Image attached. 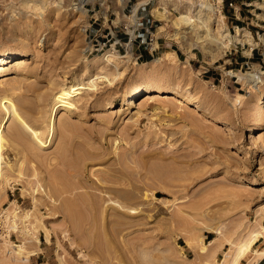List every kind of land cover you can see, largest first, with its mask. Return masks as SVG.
Returning a JSON list of instances; mask_svg holds the SVG:
<instances>
[{
  "label": "rangeland",
  "instance_id": "rangeland-1",
  "mask_svg": "<svg viewBox=\"0 0 264 264\" xmlns=\"http://www.w3.org/2000/svg\"><path fill=\"white\" fill-rule=\"evenodd\" d=\"M226 1L0 0V53L21 55L18 64L4 62L0 96L14 100L41 136L56 91L102 73L111 79L121 71L111 82L96 78L95 89H80L71 112L60 108L45 147L16 119L7 122L0 264H214L221 258L229 264L238 244L264 231V125L255 137L248 136L264 98V64L256 69L235 62L253 43L248 30L257 27L241 23L244 36L233 40L236 27ZM138 4L160 18L166 46L147 60L153 62L114 53L112 65L100 57L103 53L85 55L94 12L118 19ZM255 4L239 6L262 8L257 9L261 22L264 0ZM260 39L264 42V36ZM144 81L153 88L130 105L129 88ZM156 87L185 91L197 106L168 92L154 98ZM167 150L175 170L169 182L143 171L157 170L155 153ZM104 186L117 190L102 191ZM13 209L19 215L28 212L27 218L16 219L27 233L10 230ZM213 238L215 244L208 245ZM194 240L206 250L195 254ZM257 243L253 248L264 250V239ZM14 244L22 245L21 254ZM259 255L249 253L241 262L264 264Z\"/></svg>",
  "mask_w": 264,
  "mask_h": 264
},
{
  "label": "bare ground",
  "instance_id": "bare-ground-1",
  "mask_svg": "<svg viewBox=\"0 0 264 264\" xmlns=\"http://www.w3.org/2000/svg\"><path fill=\"white\" fill-rule=\"evenodd\" d=\"M242 36H244V34L242 33V29L241 28H238L236 27V33L234 36H232L233 40L236 39V40H241L242 39ZM108 52V53H107ZM112 54L114 53H111L109 51H106L104 52L102 55H100V57L102 58H105L106 61H108L109 63H111L112 65H114V59L112 58ZM21 56V55H20ZM19 54L18 53H15L14 52H11V53H8V52H1L0 53V72L3 71L4 69H2L3 67V64L4 62H7V60L9 61H14V64L15 63H19ZM23 56V55H22ZM151 62L153 61H146L145 63L143 64H150ZM110 64V65H111ZM117 67V66H116ZM116 70H118V68H116ZM121 73V71H117V74L114 75L111 79L113 80L115 77H117V75L119 76V74ZM261 72L258 71L256 73V75L260 74ZM2 74V73H1ZM145 73L142 72V74H140L142 77H144ZM141 77V78H142ZM96 78H99L100 80L102 81H107V82H111V79L108 78L106 76L105 73H102L100 75H97L96 77H92L90 78L87 82L88 83H79V84H70L68 87L66 88H60V90L56 91L53 96H52V101H51V104H50V108L47 112V115H46V135H43L41 136L40 134V131L33 127L32 125H30L17 111V108L14 104V100L12 101V99L9 97V96H6V95H3V96H0V177L2 175V171H3V165L4 164L3 162V159H2V149L4 147V137H3V131L5 130L4 127L6 126L7 122L10 120V118H14L18 121V123L21 125V127L26 130L28 136H30V138H32V140H34L38 145L42 146V147H45L47 145L50 144L51 140H52V137H53V133H54V123L56 121V114H57V111L60 109V108H65L67 109L69 112H71L70 110L71 109H74L76 107V101L74 100V96L78 95L81 93L80 89H95L96 88V82H95V79ZM145 78V77H144ZM253 81H256L255 78H253ZM16 82V81H15ZM17 84V83H16ZM153 84V83H152ZM11 85V84H10ZM14 85V84H13ZM16 86V85H15ZM12 87V86H11ZM152 85L149 84V81H144L143 83L139 84V85H134L132 87L129 88L128 90V93H127V96H128V103L131 105L132 104V101L133 99L135 98V96L137 95H140L141 93H145V92H150V89H152ZM174 88V87H172ZM184 91V90H183ZM171 93V94H174L177 98H181L182 100H185L186 103H193L195 104V106H197V100L194 99V97L192 95H186L185 91L182 92V90L180 91H176L174 89H166V88H162V87H156L153 91V97L154 98H160L161 95L163 96L164 93ZM152 96V95H151ZM78 101V100H77ZM108 107L112 106L111 103L109 105H107ZM156 110H159V107H155ZM163 109V108H162ZM172 110V109H170ZM157 113V112H156ZM184 116V115H183ZM258 121L255 125L251 126L248 128V136L249 137H255L256 134H257V130L258 128H260L261 126L264 125V98L260 99L258 101ZM64 119V118H63ZM66 120V119H65ZM68 120V119H67ZM63 121V120H62ZM67 121H65L66 123ZM17 127V125H16ZM18 129V127H17ZM13 131V130H12ZM20 132V131H19ZM13 133V132H12ZM15 133V132H14ZM22 133V132H21ZM20 133V134H21ZM157 136V135H156ZM11 138V137H10ZM30 141V140H29ZM135 143V142H134ZM31 145V144H30ZM33 145V144H32ZM61 149V148H60ZM159 150V149H157ZM170 150V149H168ZM167 150V152L165 151H158L155 153V157L158 159L157 162L158 163V167H157V170H143V171H148L151 173V175L156 178V179H159V180H164L166 182H169L171 179H172V173L175 172V170L173 169V167L171 166V163H170V160H169V157H167L166 153H169ZM95 152V151H94ZM131 152V151H130ZM29 153V152H27ZM148 153V152H147ZM95 154V153H94ZM48 155V154H46ZM65 155V154H64ZM98 155V154H97ZM171 155V154H170ZM169 155V156H170ZM91 156V155H90ZM103 156V155H102ZM129 156V155H128ZM131 156V155H130ZM176 156V155H175ZM174 156V157H175ZM51 157V156H49ZM56 158H58V155L57 153L55 154ZM123 157V156H122ZM154 157V158H155ZM125 158V157H124ZM130 158V157H129ZM155 158V159H156ZM48 159V158H47ZM50 159L53 160V158H49V162H50ZM68 159V158H67ZM128 159V158H127ZM126 159V160H127ZM170 159H171V156H170ZM182 159V158H181ZM55 160V159H54ZM130 160V159H129ZM174 159H172L171 161H173ZM3 161V162H2ZM48 161V160H47ZM139 161V160H138ZM163 161L166 162V164L163 163ZM67 162V160L65 161ZM129 162V161H128ZM136 162V161H135ZM51 163V162H50ZM59 163V162H58ZM104 163V162H103ZM110 163V162H109ZM123 163V162H122ZM7 164V163H6ZM60 164V163H59ZM58 164V166H59ZM67 164V163H66ZM90 164V163H89ZM132 165V164H131ZM10 168L12 167L11 165H9ZM56 166V165H55ZM54 166V167H55ZM106 166V165H105ZM156 166V165H155ZM154 166V167H155ZM67 167V165H66ZM163 167L165 169H163ZM68 168V167H67ZM141 168V167H140ZM95 169V168H94ZM155 169V168H154ZM52 170V169H50ZM54 170H64V169H61V168H54ZM65 170H70V168L68 169H65ZM102 170V169H101ZM132 170V169H130ZM92 172V171H91ZM135 172V171H134ZM136 172H139V170ZM135 172V173H136ZM145 172V173H146ZM211 170H209V174H211ZM103 173V172H102ZM141 173V172H139ZM121 174V173H120ZM144 174V173H143ZM137 175V173H136ZM102 178V177H101ZM112 179V178H111ZM119 179V178H118ZM101 180V179H100ZM104 181V180H102ZM93 182V181H92ZM98 184V183H97ZM38 187V186H37ZM102 188V187H101ZM38 191L41 190V191H45L44 188H37ZM116 191L117 189L113 188V187H110V186H104V188L102 189V191ZM170 190V189H169ZM100 191V193L102 192ZM164 191V190H163ZM34 192V191H33ZM36 192V191H35ZM91 192V191H90ZM128 193V192H127ZM168 193V192H167ZM48 194V192H47ZM46 194V195H47ZM103 195H107V193L103 192ZM126 195H129V194H126ZM83 196V195H82ZM94 197V196H93ZM108 197V196H107ZM36 198V197H35ZM84 198V197H83ZM98 198V197H97ZM82 199V198H81ZM85 199V198H84ZM87 199V198H86ZM158 200L161 199V198H157ZM34 200V199H33ZM71 200V199H70ZM95 200V199H93ZM98 200V199H97ZM104 200V199H103ZM109 200L108 202H111L113 203L116 207L122 209L124 208V205L122 203H120L119 201H116V200H112V199H107ZM160 201V200H159ZM34 202V201H33ZM56 202V201H55ZM81 202V201H80ZM92 202V203H91ZM90 202V205H92V207L97 204L96 201H91ZM104 202V201H103ZM83 204V203H82ZM100 204V203H99ZM35 205V204H34ZM37 205V204H36ZM84 206V205H83ZM94 206V207H95ZM77 207V206H76ZM88 207V206H87ZM35 208V207H34ZM102 208V207H101ZM116 208V209H118ZM36 209V208H35ZM91 210V209H90ZM117 211V217L120 215V213H118L119 211ZM11 213V212H10ZM52 213V212H51ZM88 213V212H87ZM101 213V212H100ZM67 214V213H66ZM65 214V215H66ZM71 214V213H70ZM75 214V213H74ZM78 215V214H77ZM11 216L12 218L10 219V223H9V227L11 226V229L8 228V230H6V233L10 230L12 231H23V229H25V233H27L28 231L26 230V227L23 228V226L20 228L18 227L19 225L17 224V221L16 219L18 218H27L28 217V212H24L22 215H19L18 214V211H16L15 209L12 210V213H11ZM121 216V215H120ZM120 216L118 217V219L120 218ZM7 217V216H6ZM69 217V216H68ZM79 218V217H78ZM116 218V217H115ZM8 220V219H7ZM117 220V218H116ZM115 220V221H116ZM120 220V219H119ZM16 221V222H15ZM114 221V222H115ZM119 223V221H118ZM5 224V223H4ZM3 227V226H2ZM43 227V226H42ZM115 227V226H113ZM22 229V230H19ZM117 228V227H116ZM261 228L264 229V225H261ZM29 229V228H28ZM42 229V228H41ZM208 229L213 232L215 235L217 234V230L214 229L213 227H208ZM116 230V229H114ZM27 231V232H26ZM36 231V230H35ZM110 231V230H109ZM0 232L3 233V230L0 229ZM44 232H45V236H46V239L48 240V237H49V229H47V227L45 228L44 227ZM33 233V232H32ZM110 233V232H109ZM32 236V235H31ZM33 237V236H32ZM3 238V237H2ZM264 239V231L261 230V231H256L248 240H246L245 242L243 243H240L236 246L235 248V251L234 253L232 254V257H231V260H230V263L229 264H243L241 261L242 259L246 258L248 256L249 253H253V256L256 252H258L261 257L264 256V250H260V251H257L255 248H253L254 244H256L257 242H260L261 239ZM195 241V240H194ZM216 242V238H213V239H208L207 241V244L208 245H211L212 244H215ZM10 244V243H9ZM199 241L196 240L195 243H193V245L191 246L193 248V250H195V254L196 252H199V251H205L206 248L203 246V245H199ZM258 244V243H257ZM13 249L16 251V253L19 255L22 253V250H23V247L22 245H12ZM256 247V245H255ZM211 249V247H209ZM209 249V251H210ZM259 255V256H260ZM256 257V256H255ZM248 259V258H247ZM250 260V259H249ZM252 261V260H251ZM64 263V262H63ZM223 263V259L221 258L219 261H216L214 264H222ZM248 264V262L246 263Z\"/></svg>",
  "mask_w": 264,
  "mask_h": 264
},
{
  "label": "crops",
  "instance_id": "crops-1",
  "mask_svg": "<svg viewBox=\"0 0 264 264\" xmlns=\"http://www.w3.org/2000/svg\"><path fill=\"white\" fill-rule=\"evenodd\" d=\"M228 2L233 3L231 18L234 19L235 27L239 28V25L241 23L244 24L243 26L246 25L248 27V25L250 24L254 27H257L254 28V31H250V29L248 30L253 39V43L250 45L249 51L246 54H241V57H237L234 60L237 63L248 64L252 68L256 67V69H258L259 67L261 69L264 64V42L262 41V39H260V35L263 37L264 31H261L260 34L259 30L260 28H264V18H261V22H259V17H261L260 15H262L263 13L257 11V9L262 8H260L259 6H255L256 8H253V10L250 8L246 9L239 6L241 4L256 5L255 0H227V5ZM144 5L146 4H141L137 10V14L140 17V20L138 24L137 38L133 44L132 52L133 56L137 60L146 62L155 53H157L159 49L165 47L166 44L165 41H161L163 36L159 33L158 30L161 26L160 18L156 16L152 8L144 7ZM93 9H95V4L93 5ZM93 15L94 16L90 18L91 22L88 26V34H93L104 27H113L115 30H118L119 24L126 19L124 13L123 16L119 17L118 19L116 16L112 19L106 16V18L104 16L101 17L100 14H98L99 16H97L96 12H94ZM254 19L256 21H254ZM150 33L154 34V39L152 42L148 41V36ZM255 33L257 34L256 38L253 36V34ZM118 34L122 36L121 32H118ZM238 58L240 61H238Z\"/></svg>",
  "mask_w": 264,
  "mask_h": 264
},
{
  "label": "built area",
  "instance_id": "built-area-1",
  "mask_svg": "<svg viewBox=\"0 0 264 264\" xmlns=\"http://www.w3.org/2000/svg\"><path fill=\"white\" fill-rule=\"evenodd\" d=\"M228 5L233 7L232 2H228ZM139 6L140 4L134 8L131 7L128 15L124 14L126 19L119 24V31L115 30L113 27H104L93 34H87L83 48L85 55L90 56L93 54L104 53L106 51L119 55L127 53L133 54L132 48L137 38V30L140 20V17L137 14ZM118 32H121L122 36L119 35ZM153 39L154 34L150 33L148 41L152 42ZM247 67H249V65Z\"/></svg>",
  "mask_w": 264,
  "mask_h": 264
}]
</instances>
